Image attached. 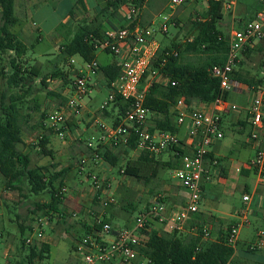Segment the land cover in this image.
<instances>
[{
  "label": "rangeland",
  "instance_id": "rangeland-1",
  "mask_svg": "<svg viewBox=\"0 0 264 264\" xmlns=\"http://www.w3.org/2000/svg\"><path fill=\"white\" fill-rule=\"evenodd\" d=\"M79 1L85 2L88 8L93 9L96 13L91 10L88 11L86 8L82 10L83 12L81 10L79 12L76 11V15L73 17L75 21L70 26V33H73L83 21L92 29L101 26L102 30L106 31L110 29L107 25L114 24L119 26L118 23L120 21L118 22L115 19L118 16L121 19L125 15L124 10L117 9L116 13H112V10H106L103 0L15 1L14 12L17 23L11 31L21 38L26 47V54L21 61L25 67H38L40 70L39 79H46V86H39V80L34 82L32 94L25 99L28 105L31 100L38 103L40 111L31 114V119L27 125L28 128H23L21 138L26 144L22 145V150L29 153L30 166L40 167L41 172L45 175L55 171H62L65 168H69V170H64L65 173L61 180L62 185H59L58 179L54 181L58 192L63 195L59 206L63 216L52 212L50 216L46 215V210L32 213L31 211H35L34 202H47L49 200L48 195L44 193L29 195L25 187L21 191L5 189L0 176V264H25L22 261L28 249L26 245L24 248L21 247L18 223L31 228L26 230L24 236L33 232H35V235L36 231L39 230L42 232V239L35 241V245L38 246L40 242H46L50 246L49 257L42 260L35 259L33 264H79L81 255L75 251V248L78 244V238L85 234L82 223L84 216L80 213L84 211L86 212L85 215L92 219V213L88 211L86 204H81L80 202L81 205L77 206L76 203L68 200V197L75 196L80 191H93L95 189V191L100 192L99 196L101 198L107 195L113 196L114 202L107 206V216L109 217L111 213L114 215L118 214L122 220L120 221V226L124 222L133 224L137 214L148 205L150 199L155 194L162 193L158 179L153 184L145 186L119 173V169L124 163L137 154L132 151L126 152L122 145L117 147L120 159L119 162L112 166L109 174L110 182L103 179V175H106L104 170L100 169L96 173L95 171H93L94 173L91 172L103 181L102 187L110 183V188L107 191H98L92 184L91 178L87 175L88 163L84 165L82 172H79L81 170L79 158L80 154L83 153V143L88 141L92 147H95L98 136L93 129H86L87 125H84L82 115L72 117L76 124L78 123L77 127L65 130L63 140L55 137L44 125L42 127L38 125L41 114L44 115L43 124L46 123L47 114L54 111L53 105L59 108L64 107L66 99L71 94L68 89H70L72 82L79 74V70L83 71L90 87L88 97H84L81 100V105L83 110L89 115V120L91 121L96 117L102 122L110 124L113 117V114H111V118H103L101 114H96V111L107 97V90L102 87L100 80L98 81L93 74L87 72L85 64L78 57H73V63L69 64L63 62V58L59 54V47L63 40L60 35H57L56 28L61 22L69 19L68 14L76 9ZM221 1L222 3H234L232 9L226 10L222 7L221 10L222 21L220 27L225 35H228L232 28H236L238 20L246 22L251 15L264 11V0L263 2H260V0ZM168 3L169 0H154L153 3L154 12L152 16L155 13L156 16L153 24L150 25L152 29L157 30L159 28L161 20L158 15L170 16L167 32L165 34H155V40L159 44V48H167L172 43L183 45L192 33L191 22L197 18V14L201 10L207 7L206 0H195L171 11L168 9ZM101 6L102 8L100 9ZM100 10H102L101 13H99ZM152 16L146 20V24L152 22ZM33 21L38 32L31 25ZM139 21L142 22V19ZM174 21H178L176 26H174ZM259 45L264 48V40ZM95 55L100 64L110 61L111 58L110 55L103 53L101 48L96 50ZM263 60L264 52L254 53L248 58L240 57L233 71L240 73L242 76L254 77L256 80L261 78L259 72L261 71ZM240 62L242 66H240ZM0 64L2 67L7 66L5 56L0 61ZM57 70L65 77L66 81H62V76L60 75L51 79V75ZM161 81L162 79L158 78L155 83L161 84ZM4 90V81L0 80V94ZM250 100L251 96L249 93L230 92L229 102L234 103L236 107V111L232 112L233 115L244 119L245 114L247 115ZM262 111L264 113V107ZM23 112H26V110L23 109ZM67 122H70L68 117ZM40 134L47 137L48 143L46 147L52 152L51 155L38 153L33 145H28V143H33ZM250 134L251 127L249 125L244 128L232 123L223 126V138L210 147L211 150H215L214 156L217 164L212 165L210 161L206 162L205 169L208 170V176L206 177L205 173V177L201 181L203 190L200 193L198 212L202 214V219H205V221L200 223V225L188 227L184 225L183 230L177 233L179 237L186 239L189 235H194L189 233L190 228L195 233L201 230L202 242H207L209 237L219 234L217 231H226L227 228L236 225L238 233L233 247L234 251L237 250L238 253L230 264H255L264 258V247L252 252L247 251L251 243L258 240L257 232L261 230L264 232V200H262L264 195L261 192H255L256 188L259 189L261 187L264 180L260 181L254 170H249L246 174L241 170L243 165L253 158L254 146L260 143V139L252 140L249 137ZM261 137H264V135ZM168 157L167 153L162 156L164 159ZM169 170L170 168L165 167L159 171V176L163 178L165 183L172 185L170 183L171 177V181L176 184L172 185L171 189L178 192L185 200L188 194L187 191L171 176L172 174ZM221 177L222 179H220ZM126 181H131V185H127ZM140 188L142 190L145 188L147 193H140L138 191ZM243 194L249 195L251 197L250 201L244 202L242 200ZM177 204L182 205L183 203L181 201L177 202ZM107 207L101 209L100 212H104ZM242 211H244L245 219L247 220L245 223H243L241 218ZM209 214L218 218L222 224L219 225V223L213 221ZM39 218L41 221H38ZM110 220L111 223H109L113 228L118 226L117 217H112ZM210 224H212V228H210ZM150 227L155 229L153 224H150ZM203 228L207 229V236L204 235ZM261 262L264 263V261ZM116 263L123 264L119 262L118 258L102 264Z\"/></svg>",
  "mask_w": 264,
  "mask_h": 264
},
{
  "label": "trees",
  "instance_id": "trees-1",
  "mask_svg": "<svg viewBox=\"0 0 264 264\" xmlns=\"http://www.w3.org/2000/svg\"><path fill=\"white\" fill-rule=\"evenodd\" d=\"M15 1L0 0V61L4 56L7 60V66L2 67L0 64V80L4 81L5 86L4 92L0 94V176L5 189L21 191L25 187L29 195L40 193L48 195L47 202H34L35 211H31L32 213L46 210V215L50 216L52 212L63 216L59 208L63 195L58 192L54 181L58 179L59 185H62L64 170H69V168L45 175L41 172L40 167L30 166L29 153L22 150V145L26 144L21 138L23 128H28L31 114L40 111L38 103L31 100L28 105L25 99L32 94L34 82L39 80V86H46V79H39L40 70L38 67H25L21 61L26 54V47L21 38L11 31L17 23L14 12ZM103 2L104 8L112 10V13L121 9L125 11V14H129L132 5L138 10L139 15L132 20V23H128L125 18L123 24L118 23V27L133 26L137 21L144 26L146 20L150 19L154 12V0H149L142 13V22H140L142 0H133V2L130 0H103ZM221 10V0H208L207 7L201 10L197 14V18L191 22L192 33L183 45L172 43L167 48H159L157 56L151 63L150 71H157L163 76V81L161 84L151 82L144 100V107L151 112V130L177 134L178 128L175 126L171 112L177 98H182L187 106L198 107L209 105L219 97L218 80L211 78L208 70L213 65L224 63L228 48L227 35L221 31L220 27ZM101 12L102 10L99 11V13ZM255 14L251 15L246 22H251ZM243 23L245 22L238 20L236 28H239ZM177 24L178 21H174V26ZM56 33L63 40L59 47V54L63 58V62L68 63L71 58L78 57L84 64H90L96 60L95 52L102 46L105 30H102L101 26L92 29L83 21L73 33H70L69 22L58 25ZM261 42L252 48H245L240 57L248 58L254 53H263L264 48L259 45ZM103 52L110 55L106 50ZM166 53L169 56H165ZM163 60L165 62L161 65ZM240 66H242L241 62ZM117 73L118 68L115 62L106 66L98 65L95 70V74L102 77L105 88L116 78ZM59 75L62 76L57 70L51 75V79ZM147 76L148 73L143 76V80ZM61 79L66 81L64 76ZM232 79L250 87H258L260 83V78L255 80L254 77L242 76L234 71ZM171 82H176V86L172 87ZM48 95L50 96L49 93ZM226 96L227 94H224L222 99L225 100ZM125 108L124 102L117 99L110 111H103L100 114L103 118H111V114H113L111 121L115 124L119 120L118 117L123 115ZM23 109L26 112H23ZM43 120L44 115L41 114L39 127L43 126ZM66 126L71 130L74 124L70 125L69 122H66ZM47 143V137L41 134L28 145H33L38 153L51 155L52 152L46 147ZM122 147L126 152L136 150L133 139ZM115 149L108 145H96L94 148L85 146L83 153L90 157L92 152H96L108 165L114 166L118 161ZM171 151H173L172 158L163 162L158 160L154 154L139 151L138 155L129 158L124 163L121 167L122 172L119 170V173L145 186L151 185L158 179L160 170L165 167L174 169L180 166L181 155L186 150L173 148ZM212 158V154L209 152L207 159L211 160ZM242 172L246 174L248 170L242 169ZM104 222H107L105 218L101 219V223L94 222L92 226L84 225V235L92 234L95 230L98 231ZM17 226L20 244L24 248L26 247L24 239L27 236L24 234L31 228L21 223H18ZM229 230L230 227L226 231L219 230L214 241L202 242L201 230L183 239L177 235V231L161 232L148 226V230L139 232L140 245L137 248L138 252L147 258V264H230L234 257V247L227 242ZM27 249V254L22 261L25 264H33L35 259L42 260L49 257L50 246L46 242H40L38 246L29 245ZM255 250L247 248V251Z\"/></svg>",
  "mask_w": 264,
  "mask_h": 264
},
{
  "label": "built area",
  "instance_id": "built-area-1",
  "mask_svg": "<svg viewBox=\"0 0 264 264\" xmlns=\"http://www.w3.org/2000/svg\"><path fill=\"white\" fill-rule=\"evenodd\" d=\"M190 1L195 0H169L167 6L172 11ZM145 2L146 0H142L141 5L143 6ZM233 5V2L222 3V7L226 10L232 9ZM138 15V10L132 5L129 14L125 15L126 21L132 23V20ZM158 16L161 23L157 30L151 28L150 25L153 22L142 26L137 21L133 26H117L105 31L101 49L102 51L106 50L110 56L116 59L115 65L118 68V73L106 88L103 83V87L107 90V97L97 112L100 114L103 111H110L117 99L124 102L126 108L115 124L112 121L110 124H106L95 117L92 120V126L98 135L96 145L117 148L120 145H126L129 140L133 139L136 150L147 151L154 155L173 148L186 149V152L181 155L180 166L172 170V176L188 194L177 211L169 212L163 194L157 193L150 199L148 205L137 214L132 225L114 229L109 223L104 222L98 231L86 234L78 240L75 251L81 255L79 264H102L115 258H118L119 262L123 264H145L148 260L138 252L137 248L140 245V231L148 230V226L152 223L165 225L169 231L180 232L183 230L188 217L198 212V202L202 191L201 181L205 177V173L206 177L208 176V170L205 169L206 162L210 161L212 165L217 164L216 159L209 160L207 155L210 147L223 138L219 113L227 109L232 112L236 111L234 105H229L222 99L224 94L230 92L249 93L251 96L247 110L251 127L249 137L252 140L260 139V143L254 146V156L245 163L244 168L255 170L258 179L264 180V142L261 138L262 132H264V113L262 111L264 107V60L258 87H250L232 79V72L239 62L241 52L245 48H252L264 39V11L256 13L251 22H245L239 28H232L229 31L224 63L209 68L210 77L218 80L219 83V97L211 103L214 110L208 112L199 107L187 106L182 98L175 100L171 112L175 126L177 128L185 127L183 137L169 132L151 130V112L144 107L145 94L151 82H155L158 78L163 81V76L157 71H150L151 63L159 51L155 34H165L170 20L169 15ZM31 25L35 26L34 23ZM165 56H169V54L166 53ZM164 62L163 60L161 65ZM68 63L72 64L73 59L71 58ZM85 66L90 74H95V70L98 68L96 61L85 64ZM78 73L68 89L71 94L66 99L64 107L54 108V111L47 114L46 123L43 124L60 140L64 139V131L68 130L67 117L82 115L84 110L81 100L88 97L90 93L86 76L81 71ZM146 73L148 76L143 80ZM171 86H176V82H171ZM84 145L88 148L92 147L88 141L84 142ZM88 160L105 163L96 152H92L90 157L82 153L79 158L81 170ZM87 175L98 191L105 192L110 188L109 184L102 187L103 181L98 179L95 174L88 172ZM96 198L102 209L114 202L113 196L110 195L101 198L98 194ZM250 199L249 195L243 194L244 202H248ZM241 218L243 223L247 222L244 211L241 212ZM101 219H103L102 215H99L95 218V223H101ZM38 221L41 219L39 218ZM203 232L204 235H208L206 228H203ZM34 233L25 237L24 244L26 246L35 245V241L42 239L43 235L40 230L36 231L35 235ZM237 233V226H231L227 235L229 245H235ZM257 238L258 240L249 246L250 249L258 250L264 247V232L262 230L257 232Z\"/></svg>",
  "mask_w": 264,
  "mask_h": 264
},
{
  "label": "crops",
  "instance_id": "crops-1",
  "mask_svg": "<svg viewBox=\"0 0 264 264\" xmlns=\"http://www.w3.org/2000/svg\"><path fill=\"white\" fill-rule=\"evenodd\" d=\"M149 2V0H146V2L143 4V6H142V11H141V15H140V20H141V17H142V13L144 12V9L146 8V6H147V3ZM104 4V3H103ZM80 8H79V7ZM87 9L88 11L89 10H91V9H89L88 8V6L86 5V3L85 2H83V1H79L78 2V4H77V7H76V9L75 10H73L72 12H70L69 14H68V18L70 19H68V20H64L63 22H61L60 24H64V23H70V26L71 25H73V22L75 21V18H73V17H75V15H76V11L77 12H79V10H84V9ZM102 8V6L100 7V9ZM119 10H121V9H119ZM91 11H93V12H95L93 9L91 10ZM83 12V11H82ZM96 13V12H95ZM125 14V13H124ZM156 14V13H155ZM155 14H153V16H152V22H153V20L155 19ZM158 14H160V13H158ZM70 15H72V18H70ZM126 15V14H125ZM125 15L123 16V18H119V16L115 19V20H117L118 22L120 21V23H122L123 24V20L125 19ZM151 22V23H152ZM33 23H34V25L35 26H32V27H35L34 29H35V31L36 32H38V30L36 29V24H35V22L33 21ZM150 23V24H151ZM59 24V25H60ZM145 25H149V24H145ZM107 27H117V25H114V24H111V25H107ZM104 53V52H103ZM111 58H110V61H106L104 64H100L99 62H98V58H97V56H96V62H97V64L99 65V66H106V65H109V64H111V63H113V62H115L116 61V59L114 58V57H112V56H110ZM79 71H81L82 73H83V71L82 70H79ZM78 71V72H79ZM261 72V71H260ZM260 72H259V74H260ZM84 74V73H83ZM94 75V77H96L97 79H98V81L100 80V84L102 85V87H103V79H102V77L100 76V75H98V74H93ZM99 76V77H98ZM259 79V78H258ZM162 82V81H161ZM235 93V92H234ZM229 100H230V93H228L227 94V96H226V98H225V102L227 103V104H229V105H234V103H232V102H229ZM53 108H56L55 107V105H53L52 106ZM199 108H202V109H204V110H206V111H208V112H211V111H213L214 110V108H213V106L211 105V104H209V105H204V106H198ZM96 114H99L97 111H96ZM220 114V118H221V129H222V132H223V126L224 125H226V124H228V123H232V124H236V125H238L239 127H241V128H244L246 125H249L250 126V120H249V117H248V115H246L245 114V117H244V119L243 118H241L240 116H234L233 115V113H232V111H230L229 109H227V110H225V111H222V112H220L219 113ZM84 115H85V117H84ZM82 119H83V123H84V125L86 126L87 125V127H86V129H93V131L94 132H96L95 131V129L93 128V126H92V120L90 121L89 120V115L86 113V111H83V114H82ZM69 117H71V116H69ZM111 117H112V115H111ZM150 119H151V117H150ZM89 123H90V125H89ZM69 124L71 125V124H74V127H72V129L73 128H76L77 127V124H76V121L71 117L70 118V122H69ZM150 124H151V122H150ZM69 130V129H68ZM184 130H185V127L183 126V127H181V128H178V132H177V134H178V136L179 137H183L184 136ZM264 131V130H263ZM96 134H97V132H96ZM262 135H264V132H262ZM261 135V136H262ZM262 138V141H263V137H261ZM218 142V141H217ZM216 143V142H215ZM83 145H84V143H83ZM123 146V145H122ZM84 148H85V145H84ZM124 149V148H123ZM184 150H186V149H184ZM115 152H117V154L116 155H118V161L117 162H119V159H120V154H118V148L117 149H115L114 150ZM127 152H130V151H127ZM132 152H134V153H137L136 155H138V153H139V151L138 150H134V151H132ZM209 152L212 154V157L215 159V150L214 149H210L209 150ZM165 153H167L168 154V158L167 159H164V158H162V156L165 154ZM172 156H173V151H171V150H166V151H164V152H162L161 154H159V155H156V158L158 159V160H160V161H168V160H170L171 158H172ZM88 163H89V166H88V172H93V171H95V173H96V171L98 172L100 169L101 170H104L105 171V174L106 175H103V179H105L106 181H109L110 182V180H109V174H110V172H111V169H112V166H110V165H108L107 163L105 164V163H100V162H92V161H90V160H88ZM245 165V164H244ZM244 165H243V168L242 169H244L245 171L246 170H248V169H245L244 168ZM241 169V170H242ZM119 170H121V169H119ZM172 170L173 169H170L169 170V172L172 174ZM249 171V170H248ZM94 173V172H93ZM245 174V173H244ZM172 176V175H171ZM173 177V176H172ZM220 179H222V177L220 178ZM158 180H159V185L161 186V191H162V194H163V196H164V201H165V205H166V207H167V209H168V211L169 212H174V211H177L178 209H179V206H181V204H177V202H181L182 201V203L184 202V198H182L180 195H179V193L178 192H175V191H173L172 189H171V186L172 185H176L175 183H173L172 181H171V177H170V183H172V185L171 184H167V183H165L164 181H163V178L162 177H160L159 176V174H158ZM109 185H110V183H108ZM126 184L127 185H131V181H126ZM142 188V187H141ZM139 189L138 191L140 192V193H144V192H146L147 193V190L144 188V190H142V189ZM202 190H203V187H202ZM261 192L263 195H264V183L262 182V185H261V187L258 189V188H256V191L255 192ZM98 194H100V192H97V191H95V189L93 190V191H80V193L79 194H77V195H73V196H70V197H68L69 199V201L70 202H73V203H76V205L78 206V205H81V204H86L87 206V208H88V211L90 212V213H92L91 215H92V219L90 218V217H88V216H86L85 214H86V212H84V211H82L80 214L82 215V216H84V220H82V223H83V225H87V226H92L93 225V223L95 222V218L96 217H98L99 215H102V217L103 218H105V220L107 221V223H111V220H110V218H112V217H117V220L119 221V224H118V226H114V229H117V228H121V227H125V226H129V225H131L132 223H129V222H124V224L122 223L121 224V226H120V221H122L121 220V217L120 216H118V214L117 215H114L113 213H111L110 214V216L108 217L107 216V213H108V207L105 209V211L104 212H100L101 211V206L99 205V203H98V201H97V195ZM82 196H84V197H82ZM86 196V197H85ZM262 200H264V196H262ZM261 200V201H262ZM80 202H81V204H80ZM83 206V205H82ZM145 208V207H144ZM79 210H80V208H79ZM80 212V211H79ZM209 216L212 218V220L213 221H215V222H217V223H219V225H221L222 223H221V221L218 219V218H216V217H214L212 214H209ZM89 221V222H88ZM205 221V219H202V214L201 213H199V212H197V213H194V214H191L189 217H188V219L186 220V222H185V227L187 226H193V225H200V223H202V222H204ZM109 223V224H110ZM153 225H154V227H155V229L156 230H159V231H161V232H165V231H169L168 229H167V227L165 226V225H161V224H158V223H152ZM113 227V226H112ZM205 227V226H204ZM210 228H212V224H210ZM192 228H190V230H189V233H191V234H195V232H193L192 230H191ZM219 231H217V233H218ZM216 236L217 235H215L214 237H209V240L208 241H214L215 239H216ZM206 242V241H205ZM254 242V241H253ZM252 242V243H253ZM259 250V249H258ZM237 253H238V251L237 250H235L234 251V257H236L237 256ZM233 257V258H234ZM263 260H261V261H264V258H262ZM261 261H258V263H255V264H264L263 262H261ZM116 264H118V263H116Z\"/></svg>",
  "mask_w": 264,
  "mask_h": 264
}]
</instances>
